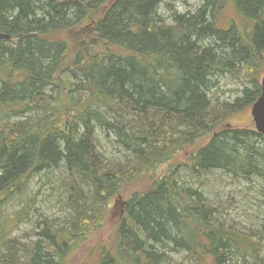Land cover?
<instances>
[{
	"label": "trees",
	"instance_id": "16d2710c",
	"mask_svg": "<svg viewBox=\"0 0 264 264\" xmlns=\"http://www.w3.org/2000/svg\"><path fill=\"white\" fill-rule=\"evenodd\" d=\"M163 1L0 0V32L10 36L0 41V203L22 198L32 175L61 170L69 209L63 223L36 222L21 247L12 241L2 264H65L103 225L111 200L147 173V187L123 202L113 244L81 264H171L174 253L196 264H264L259 242L216 219L219 209L181 180V163L156 176L199 142L182 163L193 174L264 180V136L223 124L258 98L254 74L240 104L207 95L215 71L264 70V0H201L171 24L158 14ZM230 6L243 29L218 26ZM97 129L128 153L122 162L98 152Z\"/></svg>",
	"mask_w": 264,
	"mask_h": 264
},
{
	"label": "rangeland",
	"instance_id": "374dc122",
	"mask_svg": "<svg viewBox=\"0 0 264 264\" xmlns=\"http://www.w3.org/2000/svg\"><path fill=\"white\" fill-rule=\"evenodd\" d=\"M180 3L186 9L184 12H178L177 3ZM201 0H164L158 9V14L167 23L171 24L175 14L194 13L201 5ZM231 20L235 21L239 29H243L242 17L233 7L225 9L218 18V26L226 27ZM244 23V22H243ZM250 74H254L258 82L264 70H246L239 69L238 73L232 71H215L210 77V86L207 91L208 97L219 103L232 104L239 99L238 104L242 103V90L249 87ZM251 105L238 108L234 112L226 114L224 125L234 127H253V121L250 115ZM226 112V111H225ZM230 113V114H229ZM16 119V118H14ZM254 128V127H253ZM98 152L109 160L122 162L123 155L128 154L121 145L117 144L113 135H108L97 129ZM199 142L195 145L186 146L175 155L174 162L162 164L156 173V176L163 174L172 163H181L180 178L190 187L201 192L206 198L207 204L218 208L219 212L214 217L219 221L232 226L237 232L251 237L253 241L260 244V257L264 256V180L251 177L246 180L240 177L232 176L221 169H213L203 176L193 174L184 164L187 158L195 150ZM263 145V143H259ZM65 174L61 170H54L48 173H37L31 176L27 189L22 198L11 197L0 203V238L7 233V238L0 245V264L7 255L6 247L13 244L21 247L28 239H33L32 232L36 222L46 218L47 221L63 220L69 214L66 206V188L63 185ZM150 174L138 176L132 183L127 184L124 189L111 200L110 209L103 225L96 232L88 235L83 243L75 251L68 255L65 264L96 263L100 252V247L109 243L113 244L112 228L117 225L121 219L123 202L132 192L142 191L151 182ZM32 201L31 218L17 222L15 216L26 205L27 200ZM114 202V203H113ZM112 215V216H111ZM114 216V217H113ZM113 217V218H112ZM258 244V245H259ZM171 264H196L194 259L186 253H174L170 256ZM241 258L235 256L230 264H255L252 259L242 262ZM264 259V258H263ZM206 264L210 259L205 260Z\"/></svg>",
	"mask_w": 264,
	"mask_h": 264
},
{
	"label": "water",
	"instance_id": "95a60500",
	"mask_svg": "<svg viewBox=\"0 0 264 264\" xmlns=\"http://www.w3.org/2000/svg\"><path fill=\"white\" fill-rule=\"evenodd\" d=\"M10 36L0 32V41L9 39ZM260 94L250 107V115L255 132L264 136V73L259 82Z\"/></svg>",
	"mask_w": 264,
	"mask_h": 264
},
{
	"label": "clouds",
	"instance_id": "9594fccd",
	"mask_svg": "<svg viewBox=\"0 0 264 264\" xmlns=\"http://www.w3.org/2000/svg\"><path fill=\"white\" fill-rule=\"evenodd\" d=\"M176 9L178 12H184L186 9L184 8V6L182 4H180L179 2L176 5Z\"/></svg>",
	"mask_w": 264,
	"mask_h": 264
},
{
	"label": "bare ground",
	"instance_id": "6f19581e",
	"mask_svg": "<svg viewBox=\"0 0 264 264\" xmlns=\"http://www.w3.org/2000/svg\"><path fill=\"white\" fill-rule=\"evenodd\" d=\"M164 22H165V21H164ZM1 33H2V32H1ZM235 252H236V251H235ZM240 253H241V252H240ZM244 256H245V255H244ZM244 256H243V257H244Z\"/></svg>",
	"mask_w": 264,
	"mask_h": 264
}]
</instances>
